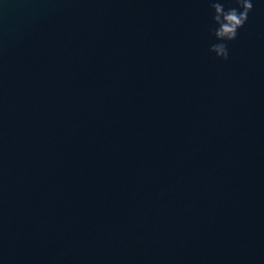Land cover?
I'll return each mask as SVG.
<instances>
[{"label":"water","instance_id":"1","mask_svg":"<svg viewBox=\"0 0 264 264\" xmlns=\"http://www.w3.org/2000/svg\"><path fill=\"white\" fill-rule=\"evenodd\" d=\"M210 12L0 0V264H264V0Z\"/></svg>","mask_w":264,"mask_h":264},{"label":"clouds","instance_id":"2","mask_svg":"<svg viewBox=\"0 0 264 264\" xmlns=\"http://www.w3.org/2000/svg\"><path fill=\"white\" fill-rule=\"evenodd\" d=\"M208 7L211 9L208 51L218 59L227 60L229 43L237 39L247 22L253 0H208Z\"/></svg>","mask_w":264,"mask_h":264}]
</instances>
